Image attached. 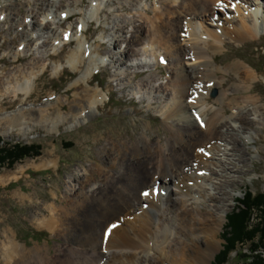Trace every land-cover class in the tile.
<instances>
[{
	"label": "bare ground",
	"instance_id": "6f19581e",
	"mask_svg": "<svg viewBox=\"0 0 264 264\" xmlns=\"http://www.w3.org/2000/svg\"><path fill=\"white\" fill-rule=\"evenodd\" d=\"M14 1L6 0L11 3L12 9H15ZM30 1L17 3L28 4ZM73 1L82 5L87 0ZM127 1L130 6L140 4V0ZM219 1L223 2V7L224 2L232 1L234 10L239 15L230 17L226 14L227 22L218 25L220 31L205 28L197 34L187 29L189 33L187 39H183L184 44L178 42L181 30L184 31L188 24L191 27L194 19L206 20L200 13L212 8L216 12ZM109 2L107 0V4ZM126 2L124 8L129 9ZM60 5L57 0H33V4L28 6L29 16L39 15L48 8L54 14L44 25L45 20L42 19L39 24L40 32L36 37L32 34L36 31L34 27L38 26L35 21L32 22V36L30 32H26L24 36L31 43V48L37 40H42L41 47L50 46V49L57 40L62 41L63 48L77 42L76 48L69 53V62L75 69L77 61L82 62L84 56L94 52L91 45H85L83 40L84 37L87 39L92 36L93 32L88 26L80 29V36L74 34L72 37L73 30L61 31L60 28L69 19L79 16L81 11L67 5L62 9ZM241 5L248 11V16L240 13ZM0 7L8 10L6 4L1 3ZM225 8L230 9L228 6ZM38 9L40 13H37ZM96 9L97 12L103 11L100 6H96ZM152 9L155 11L154 7ZM105 13L107 20L111 16L114 22L110 27L126 43L127 48L124 46L122 49L116 48V42L109 46L114 48L113 59L119 65L122 63L117 60V56L131 54L134 46L146 37L147 30L152 33L147 38L167 47L169 57L179 55L175 67H172L173 76L168 79L169 85H157L154 73L146 74L141 83L143 87L162 93L172 91L170 96L179 94V100L171 102L170 111H164L169 135L161 139L143 131L132 138L130 145L122 141L119 135L112 138V143H102V152H105L102 158L104 156L106 161L111 159L107 162H112L111 166L115 163V166L107 170L105 166L96 163L92 173L77 175L75 179L79 186L70 189V200L67 202L64 198H57L66 203V210L59 211L53 204L56 200L45 206L50 215L42 222L48 227L65 225L70 230L71 243L60 247L50 256L44 255L38 248L29 252L17 240L14 231L8 228L4 231L5 240H0V254L5 264H205L220 246L218 234L227 217V204L230 199L236 198L232 189L243 183L245 173L251 171L257 161V156H253L250 151V145L258 143L257 136L263 134L264 103H259L260 97L245 94L255 88L252 84H246L254 82L253 69L244 61L232 62L229 68L237 74V80L229 85L232 79L230 74L224 80H216L210 75L206 51L212 53L214 60L222 50L225 37L244 41L254 37L259 30H264V0H166L161 13L155 14L156 20L147 17H117L107 10ZM207 15L212 17V11ZM6 17L8 19V14ZM14 19L21 25L16 12ZM136 19L142 22L138 24ZM171 27L175 30L172 34L168 31ZM100 28L102 27L98 24L95 30ZM31 37L33 41L29 40ZM20 39L15 34L11 42L19 43ZM139 51L135 49L138 54ZM143 53L145 50L140 55ZM34 54V51L30 52L34 60L29 70L17 68L4 79L0 78V87H5L4 91L0 89L1 99L12 93L18 96L22 92L28 97L32 94V85L21 87V82H31V76L35 77L34 69L41 59ZM153 54L157 56V52L153 51ZM60 55V52L48 54L54 58ZM183 56H190L193 61L184 62ZM13 57L16 60V54ZM162 57L164 55L159 54L160 60ZM136 58L132 56L129 63H123L125 75H143L138 70L142 67L132 64ZM108 64L114 67L113 63ZM200 69L203 77L196 75ZM93 74L92 67L65 93L76 90L81 80L89 83ZM33 83L35 85V81ZM128 83L129 80L125 82L126 85L122 79L119 80L124 93L129 91ZM213 85H221L224 90L217 102L211 103L207 91ZM228 85L231 92L225 90ZM91 91L93 92L90 93ZM88 95L90 96L87 97ZM66 97L69 105L67 111L70 112L63 111L64 104L59 96L55 101L44 102L37 107H18L15 111L19 113L11 120L21 122L24 115H28L25 117L27 120L24 121V130L32 128L36 123H43L50 131L59 122L79 121L84 116L83 111L91 113L94 106L104 100L102 90L88 85L81 92L72 94V98ZM160 97L165 95L157 99ZM228 107L232 111L227 114ZM109 150L116 151L110 158L107 156ZM154 169L158 171L154 172ZM93 179H98V182L93 184ZM170 184L175 187L174 190L167 187ZM156 188H159L158 194L155 193ZM26 196L24 194L20 197Z\"/></svg>",
	"mask_w": 264,
	"mask_h": 264
},
{
	"label": "rangeland",
	"instance_id": "374dc122",
	"mask_svg": "<svg viewBox=\"0 0 264 264\" xmlns=\"http://www.w3.org/2000/svg\"><path fill=\"white\" fill-rule=\"evenodd\" d=\"M15 1V9H12L10 2L0 0V6L2 3L8 7V10L0 7V17H3L0 19V78L4 79L7 74L9 75L12 70L17 68L23 71L29 70L31 62L34 60L30 56V52L34 51V55L41 60L38 67L36 66L34 69L33 75L35 77L31 76V82H21V87H30L32 85L34 88L29 97L20 92L18 96L12 93L2 99L0 98V136L3 138L1 146L6 147L22 143L31 145L29 148L33 145L39 147L37 153L19 159L13 165L0 166V240H5L4 231L11 228L17 240L29 252L38 248L44 255L50 256L60 247L67 246L69 242L71 243V240L70 230L65 225L61 226V224H58L54 227H48L42 222L44 219L49 218L50 215L49 209H45V206L56 200L53 203L56 208L59 211L66 210V203L57 200V198H64L67 202L70 200L68 196L72 192L70 189L79 186L75 179L77 175L82 176L85 173H92L96 163L105 166L107 170L109 167L115 166V163L111 166L112 162L110 161L111 164L107 162L111 159L106 161L103 159L104 156L102 158V155H105V152H102V143H112V138L119 135L121 140L123 139L122 141L130 145L132 138L143 131L159 136L161 139H165L169 135L165 112L170 111L171 102L179 100V94L176 93L170 96L172 91H168L167 94L162 93L161 91L148 89L146 86L143 87L141 83L146 74L154 73L156 74L157 85L159 83L169 85L168 79L173 76L172 67H175L179 55L176 54V57H169L167 55V47L151 42L147 38V36H152V33L148 30L145 33L146 37L144 36L139 41V44L134 46V51H130L131 54L117 56V60L122 63L120 65L113 59L112 51L114 48L109 47L116 42V48L122 49L124 46V48H127L126 43L121 41L119 33H116V30L110 27L114 22H112L111 16L107 20L106 10L117 17L119 15L130 18L147 17L151 20H156L155 14L157 12L161 13L166 0H140V4L131 6L128 4L129 1L126 2V0H110L108 4L107 0H89L90 2L87 0L82 5H77L73 0H57L61 3L60 7L62 9L67 5L72 9L81 11L79 16L69 19L66 25L60 28L61 31H66L67 29L71 32L73 30L71 33L72 37H74V34L80 36V29L88 26L90 31L93 32L92 36L87 39L84 37L83 40L85 45H91L90 47L94 52L91 55L84 56L83 60L79 59L82 62L77 61L75 69L69 62V53L76 48L77 42L68 44L63 48L62 41L57 40L55 46L50 49V46L41 47L42 40H37L34 43L32 42L31 48V43L24 36L26 32L31 34L33 31L32 22L35 21L38 26L34 27L36 31L32 34L36 37L40 32L41 26L39 24L43 21L42 19L45 20L43 22L44 25L53 16V10L48 11V8L40 13L38 9L37 13H40L39 15L29 16L28 6L33 4V0L28 4L17 3L27 0ZM134 1L136 2V0ZM125 2L129 9L124 8ZM222 3L221 1L217 3L216 12L212 8L209 11L200 13L205 16L206 20L194 19L191 22V27L190 24L185 26L184 31L181 30L178 42L184 44L183 39H187V33H189L187 29L197 34L204 31L205 28L220 31L218 25L227 22L226 14L230 17L239 15L234 10L232 1L224 2V5L230 9L223 7ZM96 6H100L103 11H98V13ZM153 7L155 11L152 9ZM210 11H212V17L207 15ZM15 12L19 14L21 25L14 21ZM240 13L247 15L248 11L244 10L242 6ZM7 14L8 19L6 17ZM89 19H92V21L89 22ZM118 22L122 23L119 19ZM136 22L140 24L142 20L137 21L136 19ZM98 24L102 28L96 31L95 28ZM26 25L27 28H24ZM262 25L264 27V23ZM129 28H132V26H129ZM168 31L171 34L175 32L173 27L169 28ZM15 34H18L21 39L19 43L13 44L11 41ZM29 40L33 41V37ZM3 43H5L4 46L2 45ZM99 43L100 46L98 45ZM135 49L140 50L139 54L135 52ZM143 50H145V53L140 55ZM153 51L157 52V56L153 54ZM50 52H60L61 55L55 56V58L49 57L48 54ZM14 54H16V60H14ZM159 54H163V58L166 61L160 60ZM132 56L137 57L132 64L136 67H142L138 69L139 72H143L142 76L125 75L123 63L125 61L129 63L130 61L128 60ZM206 56L211 69L210 75L216 80H224L230 74L232 79L229 85L237 80V74L229 68L230 64L234 61H244L249 64L255 77L253 83L248 82L246 84H252L255 88L252 92L245 94L260 97L259 103H264V30H259L254 37H249L248 40L246 38L244 41L225 37L222 50L216 54L215 59H212L211 52L206 51ZM182 59L188 63L193 61L190 56H183ZM41 61H43L44 65ZM108 63H113L114 67H111ZM92 67L94 68V74L89 83L81 80L80 86L76 87V90H69L68 93H65L66 89L71 88L76 80ZM196 75L204 76L201 69ZM122 77H124V80ZM120 79H122L124 84L129 80V91L125 93L122 91L123 87L119 85ZM34 81L35 85H33ZM85 85L102 90L104 100L94 106L91 113L83 111L84 116L79 121L59 122L56 127L49 131L47 130V125L43 123H36L32 128L24 130V121L27 120L25 117L28 115H24L21 122L19 120H11L19 113V111H15L18 107L23 105H36L35 107H37L43 105L44 102H53L59 96L64 104L63 111L70 112L67 111L69 105L66 96L72 98V94L81 92ZM229 85L225 88L227 92H231ZM0 89L4 91V85ZM223 90L224 87H221V85H213L207 91V96L211 103L217 102ZM162 95H165V97L157 99ZM188 100L191 101V98ZM165 104L168 105L165 107ZM226 111L228 114L232 109L228 107ZM253 125L256 127L255 124ZM3 133L6 134L5 137ZM257 139L258 143L250 145V151L253 156H257V161H255L254 168L245 173L243 183L232 189V193L236 195V198L235 200H229L227 215L238 210L241 204L240 200L244 199L247 190H253L255 193H260L264 190V131L262 135L257 136ZM114 153H116L114 150L107 151L108 158L112 157L111 155ZM43 161L46 162V165L43 164ZM156 171L158 170L154 169V172ZM73 172L75 173L74 175L72 174ZM96 181L98 182V179L91 180L93 184ZM167 187L170 190L175 189L172 184L167 185ZM24 194H27V196L21 198L20 196ZM259 213L260 211L254 212L251 227L257 226L259 221L257 214ZM227 217L221 227V233L218 234L220 246L214 256L205 264H212L217 260V256L223 255L222 251L226 244L224 235L232 237V231L227 228ZM258 234L253 240L243 241L242 243L236 242L235 249L226 255L227 260L225 259L226 261L222 262V264H264V247L258 248L259 253H257L258 251H252L253 244L259 245ZM244 254L251 256L250 260H247ZM30 256L29 253L28 258ZM0 264H5L1 254ZM14 264L21 263L16 262Z\"/></svg>",
	"mask_w": 264,
	"mask_h": 264
},
{
	"label": "trees",
	"instance_id": "16d2710c",
	"mask_svg": "<svg viewBox=\"0 0 264 264\" xmlns=\"http://www.w3.org/2000/svg\"><path fill=\"white\" fill-rule=\"evenodd\" d=\"M2 140L3 138L0 136V166L13 165L19 159L38 152L39 146L33 145L29 148L31 145L22 143L2 147ZM240 202L238 210L227 215V228L232 231V237L224 235L226 244L222 251L223 255L217 256V262L215 261L212 264H222V262H225L227 260L226 255L235 249L236 242L242 243L243 241L253 240L258 233L259 245L253 244L252 251L256 252L259 247H264V190L260 193L247 190L244 199H241ZM255 211H260L257 214L259 221L257 226L251 227V220L254 219L253 214ZM244 256H246L247 260L251 258V256L245 254Z\"/></svg>",
	"mask_w": 264,
	"mask_h": 264
},
{
	"label": "snow or ice",
	"instance_id": "6c2138e0",
	"mask_svg": "<svg viewBox=\"0 0 264 264\" xmlns=\"http://www.w3.org/2000/svg\"><path fill=\"white\" fill-rule=\"evenodd\" d=\"M3 17H0V19H2ZM66 39H67V36L65 37ZM197 119H199L198 117H197ZM201 151H203L202 149H201ZM144 195H148V193H144Z\"/></svg>",
	"mask_w": 264,
	"mask_h": 264
},
{
	"label": "water",
	"instance_id": "95a60500",
	"mask_svg": "<svg viewBox=\"0 0 264 264\" xmlns=\"http://www.w3.org/2000/svg\"><path fill=\"white\" fill-rule=\"evenodd\" d=\"M3 136L5 137L6 135L3 134Z\"/></svg>",
	"mask_w": 264,
	"mask_h": 264
}]
</instances>
